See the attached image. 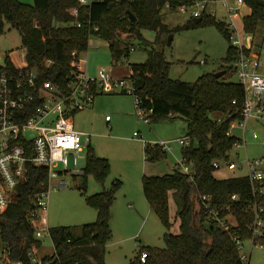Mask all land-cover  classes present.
<instances>
[{"label": "trees", "instance_id": "obj_1", "mask_svg": "<svg viewBox=\"0 0 264 264\" xmlns=\"http://www.w3.org/2000/svg\"><path fill=\"white\" fill-rule=\"evenodd\" d=\"M194 1L99 0L80 7L75 17L72 9L76 0H33L32 4L0 0V34L6 23L19 32L27 66L37 71V82L61 83L71 69V52L85 51L91 36L108 41L113 58L126 55L117 43L137 36L139 29L172 31L160 18L161 8L167 2L176 7ZM244 1L250 10L242 19L243 29L253 33L259 22H264V0ZM128 11L135 16L134 21L130 20ZM198 17L197 22L194 21L197 17H192L178 29L210 23L228 38L227 55L216 70H224L221 76L215 77L214 72L202 73L192 82L171 78L170 62L157 50H152L143 62L129 65L134 92L142 107L151 109V122L168 117L184 119L188 144L182 146L181 158L191 169L189 173L172 170L162 175L142 176V192L150 210L169 229L171 194L176 205L175 219L179 222L178 233L163 234V247L140 250L139 253H147L144 264H245L240 259L235 238L244 240L251 236L249 226L254 219V207L263 221V233L258 241L264 248V192L260 191L264 184L252 183L246 174L228 178L214 176L213 162L227 160L228 152L240 140L228 130L230 123L241 117L245 91L241 83L232 79L236 52L230 44L228 25L205 9ZM77 20L82 21L81 26L76 25ZM91 25H96L98 30L93 31ZM123 34L129 37L124 38ZM46 59H51L52 64L46 66ZM0 71L17 72L18 69L5 55ZM144 154L149 162H155L167 153L158 145L148 143ZM109 171V160L88 146L82 172L72 176H80L85 184L91 174L103 185ZM46 185V168L28 164L14 198L0 213V240L5 260L28 264L31 247L43 246V239L34 236L29 214L35 207V194ZM121 187L122 181L114 178L108 188L87 195L96 218L81 224L78 232L71 226L49 227L53 250L41 257L42 264H105L106 243L111 237V206ZM202 196L207 198L203 200ZM211 210L217 212L221 223L211 217Z\"/></svg>", "mask_w": 264, "mask_h": 264}, {"label": "rangeland", "instance_id": "obj_2", "mask_svg": "<svg viewBox=\"0 0 264 264\" xmlns=\"http://www.w3.org/2000/svg\"><path fill=\"white\" fill-rule=\"evenodd\" d=\"M20 1L33 3V0ZM205 10L208 14L214 11L212 15L217 20H229L220 0L209 2ZM191 12L192 9L181 12L163 6L160 11L161 21L167 29L172 31L159 33L152 28H141L137 36L129 37L123 34L122 37L129 38L120 40L117 45L127 54L120 57H112L108 41L91 36L86 50L80 54L85 61L83 67L86 73L95 77L98 70L104 68L111 71L113 76L129 75V65L143 62L152 50L164 53L166 60L170 62L171 78L192 82L202 73L215 72L224 63L229 40L214 24L210 23L178 29L192 19ZM244 13L242 9L238 17H235L242 34H244L242 19L248 14ZM170 33L173 36L171 42L167 43ZM233 35L236 36V33L234 32ZM243 39L245 42L248 39L251 40L252 50L258 53L261 64L264 65V22H259L255 31L245 34ZM130 46L134 49L130 50ZM23 53L24 47H22L19 32L6 23L3 33L0 34V63L5 55L10 54L16 62L21 63L24 60ZM232 79L238 81L235 73ZM106 115L110 116L109 124L105 122ZM72 121L77 129L90 135V145L96 149V153L108 158L111 163L110 171L103 185L91 174L87 176L85 184L82 183L80 176L73 177L71 174L63 176L67 186L49 189L47 209L42 214L44 218L40 220L48 227L71 226L75 232H78L81 224L94 221L96 218V211L88 204L87 195L108 188L113 177L120 173L122 187L117 194L123 189L124 179L127 193L138 199V206L134 204L132 216L126 214L128 208L123 197L118 201L120 203L113 201L112 206L118 204V210L113 211L111 206V237L106 243L105 264H144V262H134L140 250L149 246L163 247V234L178 233L179 226L174 220L172 203L174 199L171 197L169 200L168 213L171 225L169 229H166L154 212L149 210L141 185L139 184L137 188L133 186L135 178L131 174L141 168L143 163L141 155H143L145 143L171 141L173 153L177 159H180L182 145L176 139L186 136V123L180 117H168L157 122L150 121L147 124L137 115L133 95L120 90L97 92L92 104L74 113ZM232 132L240 139L241 145L233 146L228 152V159L219 162V167L214 170V176L217 178L245 175L247 173L246 158L252 160L264 156L263 118L249 117L244 127L240 125L239 120H235ZM83 144L86 145L85 140ZM172 150L166 152V156L159 160L164 162L159 167L163 171L173 170L170 166V160H173ZM125 157H128L127 161ZM166 161L169 162V166L165 163ZM229 161L235 162L236 167L228 168L226 164ZM84 163L85 159L79 158L78 166L83 167ZM42 239L44 249L51 251L53 246L50 238ZM243 247L242 252L247 254L245 264H264L263 247L252 244L249 239H245ZM2 251L3 242L0 240V262Z\"/></svg>", "mask_w": 264, "mask_h": 264}, {"label": "built area", "instance_id": "obj_3", "mask_svg": "<svg viewBox=\"0 0 264 264\" xmlns=\"http://www.w3.org/2000/svg\"><path fill=\"white\" fill-rule=\"evenodd\" d=\"M93 1L99 0H76L77 4L72 9L74 16H78L80 7L89 6ZM211 1L216 0H195L190 5L182 3L176 7L167 2L164 6L181 12L192 9V16L198 17L206 8V4ZM220 2L229 19L224 21L231 30L230 44L236 52L232 65L237 80L243 85L245 91L241 117L238 119L240 125L244 127L249 117L259 116L264 119V65L261 64L258 53L252 50L250 43H246L243 39V36L248 33L244 29V34L240 33L235 20L240 10L248 7L245 1L220 0ZM211 13L214 14V11ZM85 22L90 23L89 20ZM76 25L81 26L82 21L77 20ZM91 29L96 31L98 27L91 25ZM234 32L236 36L233 35ZM133 49L134 47L130 46V50ZM81 53L75 50L71 52V69L65 81L61 83H54L50 80L37 82V71L29 68L27 63L16 67L17 72L0 71V213L14 198L18 184L25 178L27 165L45 167L47 170L46 188L35 194V207L29 214L34 236L39 239L51 238L49 227L40 220L44 218L42 214L47 209L49 189L59 186L66 187L67 181L63 176L80 174L83 167L78 166L79 158H86L90 135L74 126L73 114L90 106L97 92L120 90L133 95L137 115L145 123L150 122L151 109L142 107L140 98L134 92L130 75L117 77L113 76L111 71L101 68L97 76L91 77L83 67L85 61ZM23 57L25 60V51ZM52 62L51 59H46L45 65L49 66ZM232 102L234 103L235 100ZM105 119L109 121L110 116L106 115ZM234 126L235 120L229 125V134H233ZM83 140L86 145L83 144ZM176 141L182 146L188 144L186 136L178 137ZM146 144L148 143L144 146ZM152 144L158 145L166 152L172 150L171 141L168 140H160ZM240 145L239 140L234 146ZM219 162V160L214 161L213 166L218 168ZM246 164V175L250 181L263 185L264 156L252 160L246 158ZM59 165L61 167H58ZM226 165L228 168H234L237 164L229 161ZM173 170L183 173L191 171L190 165L182 158L173 164ZM263 188L264 186L260 191H263ZM206 198L202 196L203 200ZM205 205L208 206V203ZM210 215L218 222H222L216 211L211 210ZM249 227L251 236L247 239L252 244L263 247L258 241V237L263 233V221L255 207L254 219ZM244 241L245 239L235 238L240 259L245 263L247 254L242 252ZM28 254L30 257L28 264H42L36 247H31ZM146 257V251L139 254L141 262H144ZM5 259L4 255L0 264H21L18 261Z\"/></svg>", "mask_w": 264, "mask_h": 264}, {"label": "crops", "instance_id": "obj_4", "mask_svg": "<svg viewBox=\"0 0 264 264\" xmlns=\"http://www.w3.org/2000/svg\"><path fill=\"white\" fill-rule=\"evenodd\" d=\"M207 5H208V3L206 4V7H207ZM243 9V11L245 12V14L246 13H249V8L248 7H243L242 8ZM247 10V11H246ZM237 17H238V15H237ZM240 17V16H239ZM250 34V33H249ZM251 42V40L250 39H248L247 41H246V43H250ZM256 52V51H255ZM8 57H9V59H10V61L12 62V64L15 66V67H20V66H24L25 65V63H26V60H23V62H21V63H19V62H16L15 61V59L11 56V54L10 55H8ZM2 58V57H1ZM183 121H184V119L183 118H181ZM111 120V119H110ZM110 120L109 121H107L106 119H105V122H106V124H109V122H110ZM185 122V121H184ZM110 127V126H109ZM176 138V137H175ZM178 138V137H177ZM89 146L90 147H92L91 145H90V141H89ZM93 148V147H92ZM93 150H94V152L96 153V149H94L93 148ZM172 153H173V150H172ZM97 154V153H96ZM98 155V154H97ZM141 157H142V159H143V163H142V165H141V168H140V170L138 171H136V172H133L132 174H131V176H133L134 178H135V183H134V185L133 186H135L136 188L137 187H139V184L141 185V190H142V184H141V179H142V176L143 175H162V174H165V173H170V172H172V170H170V171H163L162 169H160L159 167H160V165L162 164V163H164V162H160L159 160L158 161H155V162H149L146 158H145V154H144V145H143V155H141ZM171 157H173V160L171 161L170 160V166L171 167H173V164L178 160L177 158H176V156L174 155V153L173 154H171ZM126 158V161L128 160V157H125ZM108 159V158H107ZM110 162V161H109ZM168 166H169V162H165ZM111 164V163H110ZM172 169V168H171ZM140 174H141V176H140ZM120 176H121V174L120 173H118V174H116L114 177H113V179L114 178H119L120 179ZM121 181H122V179H120ZM123 182H124V186H123V189L119 192V194H117V197H116V199H115V203H120V202H118V201H120V199H123V201H125L126 202V206H127V208H128V213H126V214H130V215H134V212H133V206H134V204L136 203L137 204V206H138V199H136V198H134L133 196H132V194H128L127 193V187H126V183H125V180L123 179ZM96 192H99V191H96ZM95 192V193H96ZM142 194H143V192H142ZM144 196V195H143ZM123 197V198H122ZM145 198V197H144ZM169 200H171V194L169 195ZM173 201V200H172ZM140 203V202H139ZM173 203V206H174V220L177 222V224L179 225V222H178V220L177 219H175V211H176V205H175V202H172ZM148 207H149V205H148ZM112 210L113 211H116V210H118V204H114V206H112ZM149 210H150V208H149ZM151 211V210H150ZM152 212V211H151ZM91 222V221H90ZM51 241V240H50ZM52 250H53V248H52ZM52 250L50 251V250H46V249H44V244H43V246L40 248V249H37V251H38V255L40 256V257H42L43 255H45V254H48V253H51L52 252ZM135 258L137 259V258H139V253L135 256ZM141 262V261H140Z\"/></svg>", "mask_w": 264, "mask_h": 264}, {"label": "water", "instance_id": "obj_5", "mask_svg": "<svg viewBox=\"0 0 264 264\" xmlns=\"http://www.w3.org/2000/svg\"><path fill=\"white\" fill-rule=\"evenodd\" d=\"M128 15H129V18H130L131 21H134L135 20V16L132 14V12L128 11ZM199 19H200V17L194 18V21L197 22ZM172 36H173V34L170 33L169 36H168V38H167V43H170L171 42ZM223 73H224V70H219V71L214 72V76L215 77H219Z\"/></svg>", "mask_w": 264, "mask_h": 264}]
</instances>
